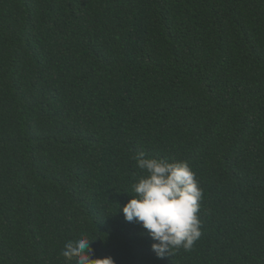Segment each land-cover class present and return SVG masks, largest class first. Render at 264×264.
I'll return each instance as SVG.
<instances>
[{
    "label": "trees",
    "instance_id": "obj_1",
    "mask_svg": "<svg viewBox=\"0 0 264 264\" xmlns=\"http://www.w3.org/2000/svg\"><path fill=\"white\" fill-rule=\"evenodd\" d=\"M187 162L202 235L163 257L120 208ZM264 264V0H0V264Z\"/></svg>",
    "mask_w": 264,
    "mask_h": 264
},
{
    "label": "clouds",
    "instance_id": "obj_2",
    "mask_svg": "<svg viewBox=\"0 0 264 264\" xmlns=\"http://www.w3.org/2000/svg\"><path fill=\"white\" fill-rule=\"evenodd\" d=\"M135 160L147 176L133 185L136 195L120 208L126 221L147 230L159 257L178 248L190 251L202 235L198 212L203 190L195 173L185 161L149 158L143 152ZM92 243L87 237L69 240L61 255L75 264H114L111 257L93 258Z\"/></svg>",
    "mask_w": 264,
    "mask_h": 264
}]
</instances>
